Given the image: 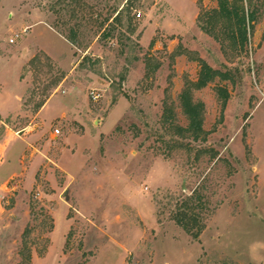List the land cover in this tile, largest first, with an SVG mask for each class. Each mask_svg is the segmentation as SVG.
I'll return each instance as SVG.
<instances>
[{"label":"rangeland","instance_id":"obj_1","mask_svg":"<svg viewBox=\"0 0 264 264\" xmlns=\"http://www.w3.org/2000/svg\"><path fill=\"white\" fill-rule=\"evenodd\" d=\"M244 4L238 47L218 0H0V264H264V0ZM204 63L230 79L199 87Z\"/></svg>","mask_w":264,"mask_h":264},{"label":"trees","instance_id":"obj_2","mask_svg":"<svg viewBox=\"0 0 264 264\" xmlns=\"http://www.w3.org/2000/svg\"><path fill=\"white\" fill-rule=\"evenodd\" d=\"M219 9L214 11L215 15L221 16L223 19L228 21L231 26H234L235 29H231L230 39L233 45L241 47H245L248 41V31L253 27V23L256 21V11L251 9L248 5L246 9L244 0H234L232 3L230 0H218ZM249 4V3H248ZM80 5H83V2H80ZM124 9H126V5H124L121 9L116 8L114 13L117 15L114 17L115 21H119V17L122 15ZM237 32V35H235ZM66 39L71 42L73 45H77L78 43V35L75 30H72L69 36H66ZM217 75H221L224 79H230L228 74H221L219 71L214 70L211 66L204 63L202 66L201 74L197 85L199 87L206 86L210 81H212ZM62 79V76L57 79L55 85H57ZM225 98H227L228 94L225 91ZM47 100L42 101L37 106V110L39 111L46 103ZM182 107L189 119V125L186 128H181L182 134L184 137H187V134L192 136L196 140H205L206 132L203 129V108L204 105L202 103H196L191 95V92L186 90L182 94L181 97ZM172 118H165V123H172ZM184 219V218H183ZM196 219V218H195ZM182 219H179V223H182ZM188 228L187 224H183ZM190 230V228H188Z\"/></svg>","mask_w":264,"mask_h":264},{"label":"crops","instance_id":"obj_3","mask_svg":"<svg viewBox=\"0 0 264 264\" xmlns=\"http://www.w3.org/2000/svg\"><path fill=\"white\" fill-rule=\"evenodd\" d=\"M64 39H65V37H64ZM67 40V39H66ZM71 44V43H70ZM49 101V100H48ZM47 101V102H48ZM47 102L45 103V105L40 109V111L46 106V104H47ZM5 113V112H4ZM10 114H12V113H5V115H10ZM13 114H15V113H13ZM1 115V114H0ZM2 116V115H1ZM0 124L1 125H5L6 126V123L4 122V121H2V120H0Z\"/></svg>","mask_w":264,"mask_h":264},{"label":"built area","instance_id":"obj_4","mask_svg":"<svg viewBox=\"0 0 264 264\" xmlns=\"http://www.w3.org/2000/svg\"><path fill=\"white\" fill-rule=\"evenodd\" d=\"M138 16L140 17L141 16V14H138ZM59 131V130H58Z\"/></svg>","mask_w":264,"mask_h":264}]
</instances>
